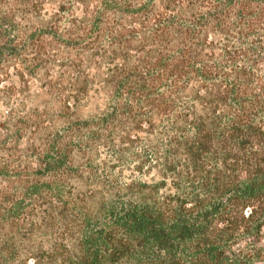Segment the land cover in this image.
Here are the masks:
<instances>
[{"label": "trees", "instance_id": "obj_1", "mask_svg": "<svg viewBox=\"0 0 264 264\" xmlns=\"http://www.w3.org/2000/svg\"><path fill=\"white\" fill-rule=\"evenodd\" d=\"M0 264H264V0H0Z\"/></svg>", "mask_w": 264, "mask_h": 264}]
</instances>
